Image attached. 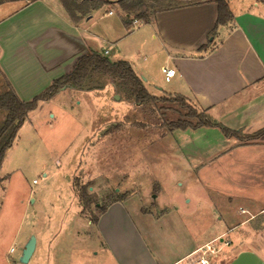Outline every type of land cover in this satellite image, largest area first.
I'll return each instance as SVG.
<instances>
[{
	"label": "rangeland",
	"instance_id": "374dc122",
	"mask_svg": "<svg viewBox=\"0 0 264 264\" xmlns=\"http://www.w3.org/2000/svg\"><path fill=\"white\" fill-rule=\"evenodd\" d=\"M103 13L105 8L94 17ZM118 19L119 14L107 18L94 30L104 32V23ZM107 91L86 96L69 89L31 112L21 127L0 168V264H22L17 254L29 234H35L39 245L45 241V254L34 255L28 264H139L137 243L127 237L129 251L115 249L114 255L92 223L102 206L123 195L129 219L161 264L222 233L231 244L214 264L222 257L219 264H228L244 250L264 259V229L257 219L242 224L249 214L241 213L233 195L240 190L237 172L243 159L234 164L224 158L222 164L201 168L188 165L163 122L179 114L162 116L163 111L136 107ZM118 127L132 129L116 131ZM104 128L108 132L101 134ZM83 185L94 200L84 208L78 198ZM116 216L123 226L111 225L110 233L120 237L129 228L124 217ZM55 241L68 253L51 254ZM10 247L17 253L8 255Z\"/></svg>",
	"mask_w": 264,
	"mask_h": 264
},
{
	"label": "crops",
	"instance_id": "0c3cea01",
	"mask_svg": "<svg viewBox=\"0 0 264 264\" xmlns=\"http://www.w3.org/2000/svg\"><path fill=\"white\" fill-rule=\"evenodd\" d=\"M111 1L112 8L104 7L105 13L100 17H94L96 10L77 22L68 15L60 0L2 3L0 75L5 76L22 100L28 101L54 79L68 73L79 57L96 51L111 55L112 59L108 58L113 62L128 61L137 74L145 78L147 90L155 97L183 96L208 109L216 123L244 135L264 129V0H227L233 19L219 26L215 36L210 31L217 20L216 0H187L188 3L180 7L155 13L148 22L138 20L129 25L126 14L117 7L118 0ZM110 11L113 13L109 14ZM116 14H119L118 21L104 23V32L94 30L101 21ZM166 67L176 71L169 80L162 72ZM109 85L98 90L78 91L86 96L105 90L118 94L116 88ZM69 89H62L54 98ZM118 95L119 100L125 99ZM41 106L44 108V102ZM124 128L118 127L116 131ZM167 130L176 138V151L188 165L201 168L207 164H222L224 158L230 157L234 164L238 158L243 159L244 166L240 173L237 172L241 176L240 190L233 195L240 201L241 213L249 214L242 224H251L257 219L264 229V139L241 141L238 137L227 136L216 126ZM100 132L106 134L108 129ZM229 200L233 201L231 196ZM125 208V201H117L100 216L95 227L102 244L114 249V255L115 249L126 253L129 251L126 238L130 237L137 243L135 253L140 256L139 264H161L144 243L143 234L129 219ZM141 211L148 213L143 206ZM118 213L125 218L129 231L115 237L110 233L111 225L123 226L122 222H116ZM88 224L91 225V221ZM221 235L225 234L201 239L183 256L167 264L184 261L194 264L190 255ZM57 242L54 246L50 244L51 254H67L68 248H61ZM44 247L45 241L39 245L37 239L33 256L41 257ZM10 249L8 255L17 253L16 249L13 253Z\"/></svg>",
	"mask_w": 264,
	"mask_h": 264
},
{
	"label": "trees",
	"instance_id": "16d2710c",
	"mask_svg": "<svg viewBox=\"0 0 264 264\" xmlns=\"http://www.w3.org/2000/svg\"><path fill=\"white\" fill-rule=\"evenodd\" d=\"M6 1L10 0H0V5ZM34 1L37 0H25V3L29 4ZM60 2L75 22L91 15L96 10L113 6L111 0H60ZM187 3V0H118L116 4L119 10L126 14V24L129 25L135 20L148 22L157 12L177 8ZM216 4L217 20L210 31L212 36H215L219 26L226 25L233 19L227 0H216ZM109 84H112L118 94L134 103L136 107L155 108L160 112L159 114L163 111L162 116L168 115L170 111L179 114L178 119L170 120L165 117L163 120L170 131L216 126L221 128L227 136L238 137L241 141L264 139V129L250 135L231 130L213 121L208 109L199 107L183 96L155 97L147 90L144 80L128 61L113 62L99 52L90 51L79 57L68 73L54 79L47 88L28 101L22 100L5 76L0 75V168L7 152L14 145L21 127L31 112L35 111L42 102L53 99L64 87L79 91H92L102 89ZM140 124L143 125V123ZM87 188L88 185H83L78 190V198L83 208L94 203ZM123 199L124 195L112 198L107 205L100 208L99 214L92 219V223H98L100 216L111 203Z\"/></svg>",
	"mask_w": 264,
	"mask_h": 264
},
{
	"label": "built area",
	"instance_id": "2783aa9c",
	"mask_svg": "<svg viewBox=\"0 0 264 264\" xmlns=\"http://www.w3.org/2000/svg\"><path fill=\"white\" fill-rule=\"evenodd\" d=\"M113 12L110 11L109 14ZM138 20H135L134 23H137ZM162 72L164 73L167 80L174 77L176 71L172 68H163ZM36 183V180H34ZM231 241L225 238V235H221L204 245L197 248L191 255L190 259L194 264H214L219 254L224 250L225 247L230 246ZM15 249L12 247L10 252L13 253Z\"/></svg>",
	"mask_w": 264,
	"mask_h": 264
},
{
	"label": "water",
	"instance_id": "95a60500",
	"mask_svg": "<svg viewBox=\"0 0 264 264\" xmlns=\"http://www.w3.org/2000/svg\"><path fill=\"white\" fill-rule=\"evenodd\" d=\"M116 96L119 98L118 94H116ZM36 246L37 238L35 234H32L24 245L21 256L19 257L20 263H29L35 252ZM228 264H264V259L252 250H244L238 253V255L233 258Z\"/></svg>",
	"mask_w": 264,
	"mask_h": 264
}]
</instances>
